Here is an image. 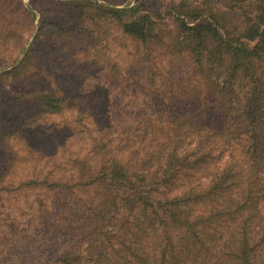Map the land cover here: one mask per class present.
I'll return each instance as SVG.
<instances>
[{"label":"trees","instance_id":"16d2710c","mask_svg":"<svg viewBox=\"0 0 264 264\" xmlns=\"http://www.w3.org/2000/svg\"><path fill=\"white\" fill-rule=\"evenodd\" d=\"M231 1L229 12L210 0H0L22 15L0 18V88L19 79L22 106L17 128L0 136L1 246L18 241L17 263L264 264V0ZM162 26L174 32L168 45ZM112 29L135 45L149 83L179 82L175 96L151 98L144 129L121 126L135 110L64 116L83 99L57 83L74 77L61 53L130 77ZM179 62L204 81L206 99L182 94ZM85 118L93 127L79 129ZM116 130L127 138L110 146Z\"/></svg>","mask_w":264,"mask_h":264},{"label":"rangeland","instance_id":"374dc122","mask_svg":"<svg viewBox=\"0 0 264 264\" xmlns=\"http://www.w3.org/2000/svg\"><path fill=\"white\" fill-rule=\"evenodd\" d=\"M35 0H24L27 6L30 7L31 2ZM99 2L103 4H110L115 7H123L129 4H135L138 2V0H126L122 1L119 0V2L116 3H109L107 0H98ZM113 1V0H112ZM117 1V0H114ZM156 3L161 2L162 0H153ZM215 1L217 6H223L225 2L228 3V6L226 7V10L231 12L230 4L232 6L231 0H210ZM16 3V2H15ZM13 2L11 10H14L15 12H10L11 10H7L4 7H0V18L2 19H8L9 15L17 14V17L19 19L22 18L21 10L17 9V6ZM18 5V4H17ZM154 6V5H153ZM155 10V8H154ZM166 12H160L158 11V21L165 26L166 24L170 25V21L167 19V15H165ZM51 14V12H50ZM40 16V15H39ZM38 16V17H39ZM39 19L37 18L36 24L38 23ZM162 26V27H163ZM170 26H168L166 29H168ZM165 27L162 28V33H164L163 38L166 39L167 45L169 44V41L172 40V36L174 35V32H170L171 29L168 30L167 33L164 32ZM113 31V29H112ZM112 34L109 37V41L111 42L112 49L115 54L118 53V51H121V53L118 55L125 67V72H128L130 74V77L125 80H120L118 78H114V76L109 77L108 72L106 70H103L102 68L94 67L93 63L90 62H83L78 61L76 58H73L72 51L63 52L61 55L58 56V65L60 68L68 69L73 75V78H67L64 76V78H60L58 80L59 87H62L66 92L69 93V95H80L82 96L83 101L81 100H75L74 105L72 108L64 114V116H68L77 119L78 115L85 114L86 112H89L91 115H95L99 113V111L103 112L105 110L110 109V111L118 113H127L128 111L135 112L128 113L127 118L123 121V124L121 125L122 128L129 125H137L140 124V127L144 129L146 126L145 123L149 120V112L155 111V105H153L151 98H161L162 95L169 94L173 97V95H176L175 89L179 85V82L177 80H174L175 78L174 74H170V78H162L159 81H156V83L152 84L149 83L146 78L143 77V69L144 64L143 61L140 60L135 45H132L129 43V48L125 47L123 45L124 40L120 39V36L118 35V32L113 31ZM31 38L28 40L26 47H29ZM161 53L164 55L163 51ZM57 59V57H55ZM174 58L173 55H165V61L168 59ZM179 67H176V78L179 79L181 83H185L188 89L184 90L182 94L189 93L188 99L190 97H197L198 94L202 95V99H206V97L209 94V90L207 91L205 87L204 81L199 79L198 75L192 76L189 73V67L188 64H185V62H179ZM213 77H216V73L213 74ZM173 80V81H172ZM177 82L174 86L173 83ZM66 85H69V87H66ZM19 91V79L14 80L13 82L9 84L2 85L0 88V120H4L0 125V136L4 132V130H7L10 127H13L10 131L17 128V124L19 121V115L21 112L22 106H19V99L15 96V93ZM164 91H168L164 94ZM171 91V92H170ZM178 91V90H176ZM168 95V96H169ZM174 95V96H175ZM193 95V96H191ZM195 96V97H194ZM210 98V97H209ZM211 100L213 101V106H216V99L212 97ZM86 100V102H85ZM137 100V104L133 105V102ZM81 101V102H79ZM211 104V103H210ZM223 105V103H222ZM217 108V107H216ZM87 118L83 119L77 126H79V129L86 130L89 128H92L93 126H88V128L82 126V123L87 124ZM70 120V119H69ZM3 124V125H2ZM2 127V128H1ZM96 127V126H95ZM138 127H135L137 129ZM140 129V128H139ZM138 129V130H139ZM9 132V131H6ZM119 131H114L112 133L111 138H113V141L110 143V146H115L117 143L124 142V139L127 138V133L124 134H118ZM96 132H93V137H95ZM72 135L69 136V141H72ZM28 137L30 140V144L32 146H37L41 143V138L39 134L34 133L32 131L28 132ZM87 148V147H86ZM7 150H3L0 147V170H2V161L3 159L7 158L8 152ZM2 211L3 207H0V264H19L17 263L16 259L19 257V243L18 241L13 242L12 249H5L1 246L2 238L5 235L4 230L7 227V224L4 223L3 217H2ZM232 231V230H231ZM2 249H5L2 251ZM25 255V254H24ZM32 257V256H31ZM200 259L203 261L210 260L213 261L214 257H211V255L207 256H201Z\"/></svg>","mask_w":264,"mask_h":264}]
</instances>
